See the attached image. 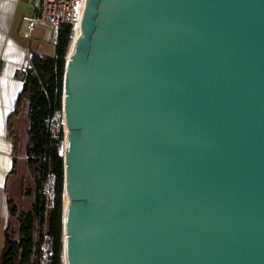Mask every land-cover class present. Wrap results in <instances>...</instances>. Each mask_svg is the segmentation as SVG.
I'll list each match as a JSON object with an SVG mask.
<instances>
[{"label":"water","instance_id":"water-1","mask_svg":"<svg viewBox=\"0 0 264 264\" xmlns=\"http://www.w3.org/2000/svg\"><path fill=\"white\" fill-rule=\"evenodd\" d=\"M72 39L64 264H264V0H86Z\"/></svg>","mask_w":264,"mask_h":264},{"label":"trees","instance_id":"trees-1","mask_svg":"<svg viewBox=\"0 0 264 264\" xmlns=\"http://www.w3.org/2000/svg\"><path fill=\"white\" fill-rule=\"evenodd\" d=\"M74 31L70 25H61L55 39L53 56L34 54L30 67L19 73L23 88L17 97L13 115L25 111L29 120L26 141V165L30 176L35 180L37 189L41 180L48 174L56 178L54 207L46 210L36 201L32 210L23 212L11 200L8 201L10 219L16 223V229L5 234V244L0 264H36L34 248L36 246L35 228L38 221L43 230L52 237L54 258L51 264H61L63 255V194L64 159L58 154L55 142L46 129L47 118L63 105V84L66 56ZM9 133L13 134L9 124ZM17 144V137L14 138Z\"/></svg>","mask_w":264,"mask_h":264},{"label":"crops","instance_id":"crops-1","mask_svg":"<svg viewBox=\"0 0 264 264\" xmlns=\"http://www.w3.org/2000/svg\"><path fill=\"white\" fill-rule=\"evenodd\" d=\"M32 12L28 0H0V257L7 229L10 227L11 233L17 226L10 219L8 201L14 202L19 210L28 212L38 199L35 180L26 165L29 120L25 111L13 115L17 97L23 88V81L18 75L31 64L22 48L30 43L24 17ZM38 30L32 42L34 54L53 56L56 36L52 50L48 51L38 44ZM9 124L13 134L9 133Z\"/></svg>","mask_w":264,"mask_h":264},{"label":"built area","instance_id":"built-area-1","mask_svg":"<svg viewBox=\"0 0 264 264\" xmlns=\"http://www.w3.org/2000/svg\"><path fill=\"white\" fill-rule=\"evenodd\" d=\"M33 12L24 17L27 34L30 39L28 46L23 47V52L31 60L34 55L32 42L34 34L40 27H48L52 32L57 34L61 25H70L74 31L76 24L81 22L86 0H28ZM63 106V105H62ZM61 106V107H62ZM63 107L55 110L48 118L46 129L48 135L55 142L58 154L64 156L66 147V127L64 123ZM56 178L53 174L45 176L40 183L38 195L40 202L46 210L54 207L56 195ZM36 246L34 248L36 264H51L54 258L53 240L40 225L36 224L35 228ZM61 264H64L63 258Z\"/></svg>","mask_w":264,"mask_h":264},{"label":"rangeland","instance_id":"rangeland-1","mask_svg":"<svg viewBox=\"0 0 264 264\" xmlns=\"http://www.w3.org/2000/svg\"><path fill=\"white\" fill-rule=\"evenodd\" d=\"M26 35V31H25ZM55 34L52 32V29L48 27H41L38 30V35H37V41L38 44H40L43 48H47L48 51H51L53 48V41L55 39Z\"/></svg>","mask_w":264,"mask_h":264},{"label":"bare ground","instance_id":"bare-ground-1","mask_svg":"<svg viewBox=\"0 0 264 264\" xmlns=\"http://www.w3.org/2000/svg\"><path fill=\"white\" fill-rule=\"evenodd\" d=\"M81 31V22H79L78 24H76L75 28H74V37L77 36ZM64 202L65 204H67V198H64Z\"/></svg>","mask_w":264,"mask_h":264}]
</instances>
